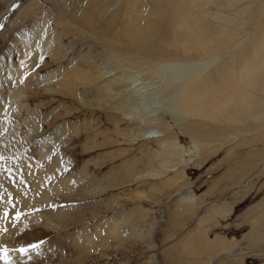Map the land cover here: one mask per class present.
I'll return each mask as SVG.
<instances>
[{
	"label": "bare ground",
	"instance_id": "bare-ground-1",
	"mask_svg": "<svg viewBox=\"0 0 264 264\" xmlns=\"http://www.w3.org/2000/svg\"><path fill=\"white\" fill-rule=\"evenodd\" d=\"M48 2L53 4L56 13L42 6L38 0H29L21 6H17L15 0H0V9L3 6L0 10V20L13 15L9 26L18 28L8 39L5 48L0 51V243L8 241L5 230L15 223L18 233L12 243L16 244L21 257L23 256L19 249L28 248L26 260L19 256L23 260L22 263L49 262L52 256L49 254V244L43 240L45 236L28 237L23 236L20 231L22 221L28 215L27 211H35L34 216L30 218L31 223L41 224L46 232L52 230L57 233L77 217L72 213L71 207L61 209L57 205L70 201L72 195L83 199L95 195L96 188H89L82 182L84 177L88 176L87 167L81 169L85 176L79 174L78 178L83 179H76L74 171L67 172L66 153L58 151V146L51 142V138H47L42 146L34 149L35 160L25 151L20 140L11 142L9 138V134L19 127L14 119L20 116V107L23 108L29 99L34 101V96L54 97L62 94L71 98L79 107L90 108L92 111L103 110L115 117L116 124L121 123L117 132L123 139L118 142V146L129 144L128 146L132 147L142 143L139 151L142 156H149L140 168L138 161L133 157L119 163L109 172L116 173L119 167V170L124 169V165L126 179L123 177L119 186L131 187L145 182L153 190L154 186L150 185V182L159 181L169 187L168 189L182 187V190L178 191L176 209L179 215H187L191 221L195 216L197 219L194 229L181 241L185 253L176 257L177 264H213L215 261H218V264H245L249 255L264 257V252L256 250L260 244H264V197L245 212L248 217L253 215L252 227L250 226L252 229L241 240L227 238L219 233L211 238L208 237L209 231L204 228L213 220L216 222L213 221L212 228L222 226V220L233 215L234 207L247 198L254 190L256 180L264 173V0ZM13 5L17 7L13 8ZM28 20L33 24L26 28L25 23ZM69 37L85 42L88 52L84 53L82 49L74 52L73 57L67 59L65 66L60 67L58 74L56 72L46 76L40 75L39 70L46 58L54 60L58 54L63 53L62 41L70 39ZM100 51L106 56V62L115 67V70L125 67L128 68L125 71L128 74L122 70L117 74L113 73L114 70L98 71V66L94 63V52ZM66 54L60 55V60L64 61ZM161 73L168 77L166 89L161 92L166 94L161 99L164 109L158 114H143L140 84L137 83V88L138 85L134 86V80H145V76L160 78ZM40 84L42 88L39 87ZM51 100L47 104H52L53 99ZM65 107L61 104L59 110L66 109ZM59 110L55 109L49 113V116L55 117V120L50 122L64 119L71 114L69 109L65 114L59 113ZM168 118L173 121L170 123ZM174 126L191 139V147L183 145L176 136L171 135L170 131ZM87 128H84L87 141L83 145L86 154L95 143H92L93 138ZM79 133L78 130L74 131L75 137L79 136ZM72 134L73 129L65 123L57 127L51 137L58 135V139L66 140L68 135ZM99 136L103 135L100 133ZM148 142L155 143V148ZM214 143L219 147H214ZM258 143H261L263 148H259ZM229 144L251 146V151L248 150L252 152L251 158L248 152V165L245 159L246 167H241L240 180L231 185L234 188L231 199L220 200L218 203L209 202V207L204 209L208 206L204 200L208 192L197 197L187 190L191 186L188 182V170L191 166L200 170L208 162L207 155L201 154L202 150L209 152V148L213 147L211 152H219ZM227 152L228 156L232 157L235 149L231 147ZM252 157L257 161L258 157L260 160L257 162L252 160ZM234 161L232 163L235 165H231L228 172L239 168L236 160ZM9 164L18 174L24 173V179L29 185L17 183V175H13L16 177L13 180L12 175L6 173L5 166ZM54 177V183H51ZM113 177L112 179H118L115 175ZM98 188L105 191L103 185H98ZM38 192H41L40 196ZM138 192V195L142 194L141 191ZM118 205L120 204L115 205V209ZM41 207L45 209L39 210ZM151 208L142 210L138 204L134 211L130 212L139 210L142 216L139 218L138 215H129L124 220L121 219L124 215L120 209V217L115 215L110 219L112 228L107 231L106 236L115 234L116 238L112 242L120 247L124 243L118 236L124 228L122 225L134 221L130 226L135 227L140 224L138 222L148 224L153 219L154 211ZM202 209L203 214L197 215ZM17 212L21 214L18 220L14 219ZM91 214L95 217L98 213L93 210ZM184 222L181 221L182 231L187 230V222ZM95 236L86 235L85 244H74L75 252L81 260L91 247L96 246ZM244 240L252 243L246 251L241 248ZM33 244L39 245V248H30ZM102 244L105 246L110 242L102 241ZM154 247L155 243L149 245V249ZM3 252H0V264L21 262L20 259H17L20 262L15 261L16 258L10 261L12 251ZM54 254L56 256L58 252L55 250ZM152 257L149 258L153 259Z\"/></svg>",
	"mask_w": 264,
	"mask_h": 264
},
{
	"label": "rangeland",
	"instance_id": "rangeland-1",
	"mask_svg": "<svg viewBox=\"0 0 264 264\" xmlns=\"http://www.w3.org/2000/svg\"><path fill=\"white\" fill-rule=\"evenodd\" d=\"M28 1L29 0H15V3L17 6H21L26 4ZM38 1L42 4V6L47 7L49 8L50 11L56 13V9L52 6L53 4L48 2V0H38ZM1 9H3V6H1ZM9 20L10 22L11 20H13V15L7 19L5 18L3 20H0V25H2V27H0V36H1L0 51H2L5 48L8 39H10L13 36V34L18 31L17 26H15L14 28L9 26ZM32 24L33 22L28 20V22L25 23V26L26 28H28ZM62 44H63L62 46L63 48L61 50L64 52L58 54L56 59L54 60L51 59L50 57L46 58L44 62V64L46 65L43 64L42 68L39 70V73H41L40 75L46 76L51 73L55 74L56 72L58 74L60 71V67L65 66V63H67L68 61L67 59H71L73 57L74 52H78L79 49H82V51L86 53L89 50L88 48H86V43L82 42V40L79 38L71 37L68 40L64 39L62 41ZM65 53H67L66 54L67 57L64 59V61L60 60L61 57L59 56L60 55L62 56V54L64 55ZM94 59H95L94 60L95 66H98L97 69L98 71H101L102 69H106L108 71L114 70L113 72L114 74H117L122 71H124L125 74H128L125 72L127 71L128 68L125 67L120 68V70L119 69L115 70V67H113L110 63L106 62L107 61L106 56L104 57L101 51L99 53L94 52ZM56 60H58V62H56ZM50 61H53L54 63L53 62L51 63ZM166 76H167L166 74L161 73L160 78H158V76L155 78H153L152 76H145L144 78L147 77L146 78L147 80L145 79L146 81L145 80L138 81L137 79L134 80L135 81L134 86L140 84L141 91L139 92L141 93L140 96L141 113L149 115L150 113L153 112L158 114V112L163 111L164 106L161 99H163L162 97H164L166 94L165 93L161 94V92L166 89V86L168 84V77ZM39 87L42 88L43 86L40 84ZM137 88H139V85ZM37 91L40 92L38 89ZM38 96L33 97L35 99V100L33 99L34 101H32V98L29 99V101L24 105L23 108L20 107L21 109L20 116H16L14 119V121L17 122V126L19 127L15 128V130L9 134V138L11 139V142H14L16 140L18 142L20 140L21 145L24 147L25 151L29 154L30 157H32V159L35 160L36 156H33L34 149L39 146H42V143L45 142L47 138H51V142L53 141V144H56L58 146V151H62V153L63 152L66 153L68 159L66 161L68 166V167L66 166V171L67 172L68 170L74 171V173H76L74 175L75 178L77 176L76 179H83L78 177L79 174L81 173V169H83L84 166H86L87 167L86 171L88 176L84 177L82 182L87 184L89 188H93V189L96 188L94 192L95 195L94 196L88 195L90 196L88 199H83L81 197L79 198L76 195L74 196L72 195V198L69 199L70 201L60 203L57 205L61 209L71 207L72 213L74 212L75 216L78 217V219H76L77 217L74 218V220L76 219L78 221L76 220H75L76 222L74 220L71 221L69 225L66 224V228L65 227L62 228L61 231L57 233L52 230H47L48 232H46L45 228H43L41 224L37 225V223H31L30 218L31 216H34L35 211L34 210L27 211L28 215L24 219L25 222L22 221L20 231L21 233H23V236H28V237L30 235L31 237L45 236L43 240H46L47 243L49 244L50 247L49 254L52 256L51 257L52 260H50L49 262L46 261L44 264H177L176 261L178 259L176 257H180L181 254L185 253L182 249L181 241L183 240V237L187 233H189L192 229H194V227L196 226V219H197V216H195L194 219H192L191 221L190 219H188L187 215H182V216L179 215V211L176 209V204L178 203L177 201L179 200L178 191L182 190V187L180 188L177 186V189L176 188L168 189L169 187H166L159 181L150 182V185L154 186L153 190H151L149 188V185L148 184L146 185L145 182L140 184H135V186H131V187H125V185L119 186V183L122 182L123 177L124 180L126 179V176H124L126 174V169L124 165H122V167L125 170L124 169L119 170L120 168L119 167L116 173L109 174V172L111 171V169L116 168L119 163L124 162L127 159L130 160V158L132 159L133 157L136 158V160L138 161V167L140 168L142 166V162L144 163V161L147 159L146 157L149 156L145 154H143L142 156V153L139 151V146L142 143H139L140 142L139 141L137 142L139 143L138 145L132 147H129L128 146L129 144L118 146L119 144L118 142L123 140L121 139L122 137L117 132V128L121 127L120 126L121 123L116 124L117 122L115 120V117L113 118L111 114L106 113L103 110L92 111L90 108L79 107L72 102L71 98H69L68 96H64L62 94H58L54 97L50 95H44V96L41 95L39 97ZM51 98L53 99V103L47 104V102L52 101ZM41 104L43 105V107ZM61 104H64L66 106L65 107L66 109L62 108L59 110V106H61ZM55 109H58L59 110L58 112L61 114H65L66 110L68 111L69 109V111H71V114L64 119H58V121L50 122L53 119L55 120V117H53V115L49 116V113H51ZM168 121L171 123L173 120L171 118H168ZM65 123L67 124V127H70L71 130L73 129V134L71 136L68 135L66 140L58 139L59 138L58 135L51 137L55 129L57 127L64 125ZM71 124L73 125V127ZM84 128L85 129L87 128V130H89L90 132V135H92L91 136V138H93L92 143L95 142L93 143V146L90 149V151L89 152L86 151L88 152L87 154L83 149V145L87 141L86 132ZM93 129L94 131H92ZM76 130L80 132L79 136H77L78 138L75 137L76 134H74V131ZM99 132L106 139L103 136H99L100 135ZM170 133H172L171 134L172 136H176L183 145L187 147L192 146L191 139L188 136H185L186 134L182 133V131H180L178 127L174 126L173 130L170 131ZM94 138L97 140H95ZM261 143H258L259 148L261 147L263 148ZM216 144L214 143L213 145L214 147L218 148L219 146L218 144L217 145ZM150 146L155 148L156 144L151 143ZM228 146L224 147L219 152H211L213 150V147L209 148L210 153L202 150L201 154L207 155L208 162L205 165H203L200 170L199 168L197 169L192 168L193 166H191L190 170H188V178H189L188 182L190 183L191 186L189 187L190 189L187 190L191 191V193L196 195L197 197L202 196L203 194H206L208 192V194L204 199L205 202H207L206 204H208L209 202L218 203L220 202V200L231 199L230 197L232 196L234 190V188L231 187V185L236 180L238 181L240 180V177L242 176L240 172L242 170L241 167L242 166L246 167L244 165V161L248 157L247 154L250 153L249 155L251 158L252 152H249L251 151V146L245 147L238 144H232L231 146L229 144ZM231 147L235 149L234 155L232 157L228 156L227 154L228 153L227 151L230 150ZM124 149L127 152L123 151ZM117 156L119 158H117ZM250 158L247 159L249 160ZM259 158H261V156ZM259 158L257 157L258 161L260 160ZM247 159H246L247 161L246 165H248ZM253 159L254 158L252 157V160ZM234 160H236V162L238 163L240 170H238L239 168L238 169L235 168L233 169L232 172H228L227 171L228 168L231 167V165H235L234 163H232V161L235 162ZM11 166L12 165L10 164L5 166V169L7 168L6 173L8 175H12L13 180L14 178H16L13 177V175L14 174L17 175V178L15 179L17 183L20 182L29 185L25 181L26 177L24 173L20 172L18 174L16 170ZM76 168L79 170H77ZM129 168L131 169L132 166H130ZM263 174L262 177L256 180L255 188L251 192V194H248L249 196H247V199H245L244 202L237 204L235 208V214L230 218H227L226 219L227 222L224 223L221 222L222 226L219 225V227L215 226L216 228L215 227L212 228L214 225L213 221L216 222V220H213L211 221L212 223L210 222L211 224L208 223L206 224V226H204V228L209 231L207 232L208 237L213 238L215 234L219 233L220 235L225 236L227 238H236L238 240H241L243 238V235L249 232L250 229H252L251 218H253V215H250L249 217L246 216V218H243L241 216L245 211H247V209L250 206H252L253 204H255L264 197ZM81 175L85 176V174L82 173ZM113 175L117 176L118 179L120 178L119 182L118 179L116 180V178L112 179L114 178ZM128 178L130 179L129 176ZM220 178L222 179L218 181ZM54 180L55 177L51 180V183H54ZM98 185H103L105 191L99 189ZM183 189H185V187ZM175 190L177 191L176 193ZM138 191H141L142 194L138 195L139 193ZM38 195L40 196L41 192ZM81 195H83V193L80 194V196ZM114 204L115 205L120 204V205H118L117 208L115 209ZM138 204H139V208H141L142 210H148L149 207H152L151 209L154 211L153 219H151L148 224L147 223L145 224L144 222L142 223L138 222V224L140 223L139 225H137L139 226L138 228L137 226L135 227L130 226V224L134 223L135 221L126 225H122L124 226V228L122 230V233H118V236L119 238H122L124 240V243H122L123 245L118 247V245H115L112 242L113 239L116 238L115 234H113V236L111 235L106 236L107 231H109V229L112 228V221L110 219H112V217L115 215H117V217L119 218L120 209L123 210L122 215H124L121 217L122 220L126 219V217H128L129 215H138L140 218L142 216L141 211L137 210L135 212H130V211H134V208H136ZM209 204L208 206L204 207V209H207L209 207ZM110 206L112 207L113 210L111 209ZM119 207L121 208L119 209ZM44 209L45 207L39 208V210H44ZM204 209L198 211L197 215L203 214L202 212L204 211ZM93 210L94 212L98 213L95 217L94 215L91 214ZM181 221L183 222L185 221L184 224L187 222V224H185L187 225L186 231H182ZM151 222H153L152 225L150 224ZM238 224H241L240 227H237ZM229 227H231L230 230H227ZM17 233L18 230L16 228L15 223L11 224V226H9L5 230V234L7 236L6 240L8 241L0 243V245H2V247H0V252H3V250L12 251L13 253L10 261L13 258H16L15 261H17V259L18 260L20 259L21 262L20 261L17 262H20L19 264H23L22 259L26 260L27 258L25 256L28 253L22 255L24 258L21 257L16 249V244L12 243L14 242ZM90 234H94L97 236V237L95 236L94 238L96 246L91 247L88 254H86V256L81 260L75 252L74 244L78 242L85 244L86 243L85 237L86 235H90ZM168 237L171 238L168 239ZM102 241L103 242L109 241L110 244H105L104 246V244H102ZM52 243L54 245H52ZM152 243H155V247L153 249H149V245ZM242 243H243V245L241 244L242 251L243 250L246 251L248 247L252 244L247 240H244ZM11 246L13 248H11ZM258 248L259 249L256 250L264 252V244L262 245L260 244ZM55 250L56 253L58 252L56 256L54 254ZM249 253L252 254L251 252ZM153 255L155 256L152 257ZM19 256L22 259L19 258ZM150 256L153 259H150L149 258ZM249 256L246 257L245 264H264L263 256L259 258L253 256L251 257V255ZM193 258L194 257H190V259ZM217 262L218 261H215L213 264H218Z\"/></svg>",
	"mask_w": 264,
	"mask_h": 264
},
{
	"label": "snow or ice",
	"instance_id": "snow-or-ice-1",
	"mask_svg": "<svg viewBox=\"0 0 264 264\" xmlns=\"http://www.w3.org/2000/svg\"><path fill=\"white\" fill-rule=\"evenodd\" d=\"M15 7H17V6L16 5H13V8H15ZM0 27H2V25H0ZM5 215H7V213H5ZM20 215L21 214L19 212H17L16 213V216L14 217V219H17L18 220L20 218ZM41 243H43V242H41ZM29 247L32 248V249H38L39 248V245L33 244V245H30ZM27 251H28V248L21 247L19 249V252L22 255L25 254Z\"/></svg>",
	"mask_w": 264,
	"mask_h": 264
},
{
	"label": "crops",
	"instance_id": "crops-1",
	"mask_svg": "<svg viewBox=\"0 0 264 264\" xmlns=\"http://www.w3.org/2000/svg\"><path fill=\"white\" fill-rule=\"evenodd\" d=\"M250 194H251V193H250ZM248 196H249V195H248ZM246 199H247V198H246ZM244 201H245V200H242L241 202H244ZM236 206H237V205H236ZM250 207H251V206H250ZM250 207H249V208H250ZM235 208H236V207H234V213H233V215L235 214ZM249 208H248V209H249ZM248 209H247V210H248ZM245 212H246V211H245ZM245 212L242 214L241 217L246 218L245 216H247V215L245 214ZM233 215H232V216H233ZM229 218H230V217H229ZM243 218H242V219H243ZM222 221H223L222 223L227 222V220H222ZM240 225H241V224H238L237 227H240ZM230 228H231V227H229L227 230H230ZM244 235H245V234H244ZM244 235H243V236H244Z\"/></svg>",
	"mask_w": 264,
	"mask_h": 264
}]
</instances>
